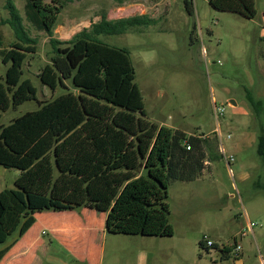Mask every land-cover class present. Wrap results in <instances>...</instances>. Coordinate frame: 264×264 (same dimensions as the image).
Returning <instances> with one entry per match:
<instances>
[{
	"label": "trees",
	"instance_id": "trees-1",
	"mask_svg": "<svg viewBox=\"0 0 264 264\" xmlns=\"http://www.w3.org/2000/svg\"><path fill=\"white\" fill-rule=\"evenodd\" d=\"M209 3L217 11L246 19L257 14L254 0ZM7 4L18 41L3 49L0 38V58L9 65L0 76V120L2 113L27 101H36L38 108L7 126L0 124V166L20 171L16 188L0 192V244L12 238L0 250V262L34 225L36 214L47 211L88 208L107 214L111 235L173 237L167 202L170 184L201 177L209 152L218 148L217 138L150 122L130 51L100 40L154 20L133 16L109 21L103 16L69 41H60L54 30L64 3L29 0L31 19L48 35L54 53L40 71L41 82L52 90L59 86L69 90L70 83L77 91L41 101L31 80L23 79L28 56L38 52L37 40L24 30L12 0ZM185 6L193 15L192 3L185 0ZM195 30L196 26L192 33ZM247 98L252 106H261L250 92ZM200 245L221 250L224 259L232 251L218 244L207 248L203 240Z\"/></svg>",
	"mask_w": 264,
	"mask_h": 264
},
{
	"label": "rangeland",
	"instance_id": "rangeland-1",
	"mask_svg": "<svg viewBox=\"0 0 264 264\" xmlns=\"http://www.w3.org/2000/svg\"><path fill=\"white\" fill-rule=\"evenodd\" d=\"M121 1L144 0H60L64 8L55 30L68 24L71 37L54 30V38L69 41L89 27L95 16H106ZM161 1L163 5L153 6ZM189 1L193 15L188 14L185 0H150V15L159 16L168 5L167 15L123 35L100 36L104 43L130 51L150 122L218 142V148L209 152L210 165L201 177L170 184L167 202L173 237L138 236L139 240H127L131 247L126 249L120 243L117 248L108 244L104 264H264V0H254V19L217 11L209 0ZM12 2L24 30L38 43L37 54L25 62L23 79L31 80L41 101L67 91L77 93L70 83L69 90L43 85L40 71L54 55L50 39L31 19L29 0ZM11 19L7 0H0L3 49L18 41ZM8 67L0 58V76H5ZM248 92L261 106L249 103ZM215 105L224 108L223 115H215ZM37 108L36 101H27L2 113L0 124L7 126ZM219 133L226 154L235 159L230 166L233 173L220 151ZM19 176V170L0 166V192L15 189ZM204 238L220 249L232 248L229 258L224 259L214 247L203 248ZM236 239L240 252L235 251ZM7 244H0V250Z\"/></svg>",
	"mask_w": 264,
	"mask_h": 264
},
{
	"label": "crops",
	"instance_id": "crops-1",
	"mask_svg": "<svg viewBox=\"0 0 264 264\" xmlns=\"http://www.w3.org/2000/svg\"><path fill=\"white\" fill-rule=\"evenodd\" d=\"M149 4L150 0H144L142 3L117 2L112 5L106 18L113 21L133 16H147L155 21L167 15L168 5L157 16L150 15L152 6ZM161 5L162 1L153 6ZM124 13L130 15L123 16ZM101 18L95 16L89 24L97 23ZM65 26L58 25L60 29L57 27L55 31H59L62 36L71 37L68 24ZM172 129L187 133L182 129ZM106 222L107 214L88 208L38 213L34 225L11 247L0 264H104L106 253L109 251L108 244L112 248H117L120 243L121 248L126 249L131 247L128 239H140L137 236L110 235ZM229 255L225 254L227 257Z\"/></svg>",
	"mask_w": 264,
	"mask_h": 264
},
{
	"label": "built area",
	"instance_id": "built-area-1",
	"mask_svg": "<svg viewBox=\"0 0 264 264\" xmlns=\"http://www.w3.org/2000/svg\"><path fill=\"white\" fill-rule=\"evenodd\" d=\"M224 108H222V107H217L216 105L214 106V113H215V115L216 116H221V115H223V113H224ZM218 137H219V139H220V142H221V147H220V151H221V153L224 155V157H225V161H226V163H227V165H228V167H229V171H230V173H233L232 172V169H231V165L234 163V161H235V159H234V157L232 156V155H227L226 154V150H225V148H224V146H223V144H222V141H221V139H222V137H221V134L219 133V135H218ZM228 138H230V136H228ZM185 145H186V147H187V150H190V145H188V144H186V142H185ZM250 227H251V230H252V232H253V224H251L250 225ZM246 233H244V235H245ZM203 241H204V243H205V246L207 247V248H210V247H213V245H215V243H213L212 241H209V240H207L206 238H204L203 239ZM235 242V251L236 252H240V250H241V246H240V244H238V241H237V239L234 241ZM219 246V245H218Z\"/></svg>",
	"mask_w": 264,
	"mask_h": 264
},
{
	"label": "water",
	"instance_id": "water-1",
	"mask_svg": "<svg viewBox=\"0 0 264 264\" xmlns=\"http://www.w3.org/2000/svg\"><path fill=\"white\" fill-rule=\"evenodd\" d=\"M232 104L236 105V102L234 100L231 101Z\"/></svg>",
	"mask_w": 264,
	"mask_h": 264
}]
</instances>
